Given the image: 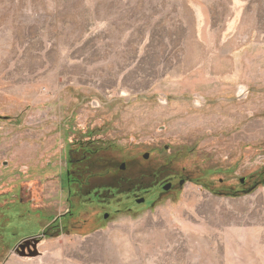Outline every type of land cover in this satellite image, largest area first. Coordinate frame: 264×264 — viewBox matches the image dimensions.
<instances>
[{
	"label": "rangeland",
	"instance_id": "obj_1",
	"mask_svg": "<svg viewBox=\"0 0 264 264\" xmlns=\"http://www.w3.org/2000/svg\"><path fill=\"white\" fill-rule=\"evenodd\" d=\"M84 146L100 185L126 162L129 185L240 187L264 167V0H0V264H264V185L72 206Z\"/></svg>",
	"mask_w": 264,
	"mask_h": 264
},
{
	"label": "flooded vegetation",
	"instance_id": "obj_2",
	"mask_svg": "<svg viewBox=\"0 0 264 264\" xmlns=\"http://www.w3.org/2000/svg\"><path fill=\"white\" fill-rule=\"evenodd\" d=\"M76 151H82V157L68 162V168L66 170L67 176L69 178L73 177L74 180V186H71L68 190V201L70 204L72 203V206L75 205V201L77 200L89 206H95L98 204L102 208L116 205L118 194H133V199L138 204H153L163 194L171 191H178L188 182L202 187H208L212 193L221 196L240 195L242 193L248 194L253 192L259 186L264 185V167L252 173L249 177H240V187L236 189L232 186H225L223 178L219 184L220 186H213L212 183L205 182V180L207 181L210 179L211 176L209 174L214 170H208L205 173L196 175L188 172L187 168H183L181 171H174L167 176L156 174L151 183L145 181V187H139V183H130L129 185L128 181H126V178L123 175L124 170L127 168L126 162L121 163V165L123 163L126 164L125 169L120 168L123 174H118L116 172L113 175H109L115 177L114 185H100L95 181L99 178L106 179L108 175H101L97 172L95 150L88 146H84L77 148ZM146 153H149L150 157V152L146 151L145 154ZM71 158H74L73 154L71 155ZM126 182L128 187L125 185ZM143 198L145 199L143 202L138 201ZM114 211H119V209L115 208ZM112 214L111 210H105L103 212V217L109 219ZM73 215L74 211L72 207L66 213H63L61 218H53L54 222L51 224V228L57 229L62 226H67ZM44 235H46V232H44Z\"/></svg>",
	"mask_w": 264,
	"mask_h": 264
},
{
	"label": "water",
	"instance_id": "obj_3",
	"mask_svg": "<svg viewBox=\"0 0 264 264\" xmlns=\"http://www.w3.org/2000/svg\"><path fill=\"white\" fill-rule=\"evenodd\" d=\"M149 157V153H146V154H144V158H148ZM125 167H126V164L125 163H123L122 165H121V169H125ZM145 199L143 198V199H141V200H138L139 202H143Z\"/></svg>",
	"mask_w": 264,
	"mask_h": 264
},
{
	"label": "crops",
	"instance_id": "obj_4",
	"mask_svg": "<svg viewBox=\"0 0 264 264\" xmlns=\"http://www.w3.org/2000/svg\"><path fill=\"white\" fill-rule=\"evenodd\" d=\"M58 253V252H56ZM177 264H185V263H177ZM186 264H197V263H186Z\"/></svg>",
	"mask_w": 264,
	"mask_h": 264
}]
</instances>
